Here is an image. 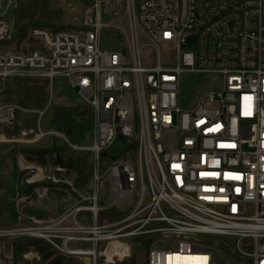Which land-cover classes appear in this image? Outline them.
<instances>
[{
	"label": "built area",
	"instance_id": "2783aa9c",
	"mask_svg": "<svg viewBox=\"0 0 264 264\" xmlns=\"http://www.w3.org/2000/svg\"><path fill=\"white\" fill-rule=\"evenodd\" d=\"M8 24L0 18V40L9 38ZM81 25L32 28L28 37L40 48L0 51V80L34 76L51 85L63 77L91 117L90 144L81 146L41 129L48 103L0 105V123L9 126L21 111L38 114L36 129L0 142L53 135L90 154L88 183L72 189L68 209L27 214L47 194L36 186L32 197L17 195L15 224L0 226V239H42L82 264H119L129 256L128 240L140 236L151 238L147 264H170L174 255L264 264V0H89ZM107 29L118 50L100 49ZM184 74H218L221 89L182 107ZM21 158L26 186L38 175L57 182ZM110 209V219L101 216ZM206 236L223 238L219 248L202 243Z\"/></svg>",
	"mask_w": 264,
	"mask_h": 264
},
{
	"label": "trees",
	"instance_id": "16d2710c",
	"mask_svg": "<svg viewBox=\"0 0 264 264\" xmlns=\"http://www.w3.org/2000/svg\"><path fill=\"white\" fill-rule=\"evenodd\" d=\"M58 0H14V31L9 38L0 40V51L7 46L12 45L15 51L28 52L35 48H40L36 41L28 37V32L32 28H48L52 31L59 30H81L82 25L75 29L64 23V12L62 7L56 5ZM84 7L88 6L89 0H80ZM12 14V8L7 15L0 18L9 21ZM3 81L4 87L0 91L1 104H16L28 109H43L49 100L48 86L46 78L34 76H11ZM66 106H56L53 110L52 124L57 119L65 118ZM87 114L89 110L86 109ZM22 130L19 124V118L14 125L0 123V133L6 138L18 137ZM72 127H66L65 132L71 133ZM47 142L41 143V140L34 144L18 143H0L4 147V158H10L13 161V184L4 186L0 193V226H11L15 224L17 213L13 207L12 200L18 191L19 167L15 163L13 156L23 154L29 160L49 166H63L73 169L74 180L79 187H85L88 183L90 172V154L88 152H78L71 150L64 142L59 145L58 137L48 135ZM45 137V138H46ZM10 149V151H7ZM22 192H32V187L21 189ZM49 193L61 195L54 187L49 188ZM27 214H33L38 217H46L48 211L39 205L26 207ZM2 213H5V219H2ZM116 214L114 209L101 213V216L111 218ZM0 241L9 242L10 262L9 264H82L76 256L63 255L55 251L51 245L42 239L37 238H14L0 239ZM130 246L129 256L124 258L119 264H147V251L151 238L140 236L128 240ZM34 255L31 259H25L24 255ZM39 258V259H36Z\"/></svg>",
	"mask_w": 264,
	"mask_h": 264
},
{
	"label": "rangeland",
	"instance_id": "374dc122",
	"mask_svg": "<svg viewBox=\"0 0 264 264\" xmlns=\"http://www.w3.org/2000/svg\"><path fill=\"white\" fill-rule=\"evenodd\" d=\"M136 4L138 0H134ZM56 5L62 7L64 12V23L72 28H79L82 24L84 17V10L87 7L82 5L80 0H58ZM12 8V14L9 18L8 31L11 34L14 31L15 19H14V3L11 0H6L2 9L1 15H7L9 9ZM111 30L107 29L106 33L102 36V41L100 43V49L106 51H115L118 50L121 45L119 41L112 40ZM32 39L31 37H29ZM36 41L35 39H32ZM3 51H15L13 46H7L3 49ZM171 55L170 51H163L162 56L168 57ZM221 77L218 74H184L181 76L180 85H179V101L182 107H191L195 103L200 92L206 89L212 90H220L221 89ZM4 87L3 81L0 83V91H2ZM49 100L48 104L44 110L43 116L39 120V125L41 129H53L63 133L67 138L73 142L77 143L81 146H87L90 144V133H91V117L86 112V102L79 93L76 87H73L67 80L63 77H55L48 86ZM0 102H2L0 100ZM56 106H66V116L63 119H57L52 124L53 119V110ZM28 109V108H27ZM19 124L22 129L33 128L36 129L38 125V114L34 110H25L18 113ZM72 127L71 133H66V127ZM169 135L166 136L167 144L170 143ZM63 138H58L57 143L59 145L64 144ZM47 137L41 140V143H46ZM18 144H34V143H21L14 142ZM11 144V143H9ZM7 151H10L8 149ZM3 153H5L4 147H0V193L3 191L4 186H10L13 184V161L10 158H4ZM24 157V162H27L32 165L41 166V173L44 175L53 174L57 179V182H53L52 180H45V178H41V176L37 177V180L32 185H27L22 181L23 171L22 166V158ZM15 163L18 165L19 169V178H18V191L14 195L12 200L13 207L17 213L16 207L14 206V200L17 198L18 194H26L29 196H33L35 194L34 188L36 186L43 187L46 186L47 194L42 199L35 202L34 205H39L40 207H44L46 211H48V215L58 214L65 209H68L73 200L72 196H76L73 192V188H79L83 191V187H79L76 185L74 180L75 174L73 169L70 167L66 168L65 171H57L56 167L63 166H49L42 165L36 162L29 160L25 155L19 154L13 156ZM26 187H32L33 191L30 192H22L21 189H25ZM50 187H54L57 191H61V195L55 193H49ZM33 205V204H32ZM32 205H27L31 207ZM165 208V206H164ZM5 213H2L1 218L5 219ZM47 215V216H48ZM223 238L217 237H202L201 242L206 244L207 246L219 248L217 244V240ZM9 242L0 241V264H9L10 262V253H9ZM34 255L26 254L24 255L25 259H31ZM39 259V258H36ZM216 261L221 262L223 259L218 256L216 257ZM82 263V262H81ZM233 264V263H230Z\"/></svg>",
	"mask_w": 264,
	"mask_h": 264
},
{
	"label": "bare ground",
	"instance_id": "6f19581e",
	"mask_svg": "<svg viewBox=\"0 0 264 264\" xmlns=\"http://www.w3.org/2000/svg\"><path fill=\"white\" fill-rule=\"evenodd\" d=\"M170 264H201L198 259L191 256L174 255L170 259Z\"/></svg>",
	"mask_w": 264,
	"mask_h": 264
},
{
	"label": "crops",
	"instance_id": "0c3cea01",
	"mask_svg": "<svg viewBox=\"0 0 264 264\" xmlns=\"http://www.w3.org/2000/svg\"><path fill=\"white\" fill-rule=\"evenodd\" d=\"M6 138L4 134L0 133V139ZM0 143H5V142H0Z\"/></svg>",
	"mask_w": 264,
	"mask_h": 264
},
{
	"label": "snow or ice",
	"instance_id": "6c2138e0",
	"mask_svg": "<svg viewBox=\"0 0 264 264\" xmlns=\"http://www.w3.org/2000/svg\"><path fill=\"white\" fill-rule=\"evenodd\" d=\"M239 177H237V179H238ZM222 191H223V189H222Z\"/></svg>",
	"mask_w": 264,
	"mask_h": 264
},
{
	"label": "water",
	"instance_id": "95a60500",
	"mask_svg": "<svg viewBox=\"0 0 264 264\" xmlns=\"http://www.w3.org/2000/svg\"><path fill=\"white\" fill-rule=\"evenodd\" d=\"M124 52V51H123Z\"/></svg>",
	"mask_w": 264,
	"mask_h": 264
}]
</instances>
